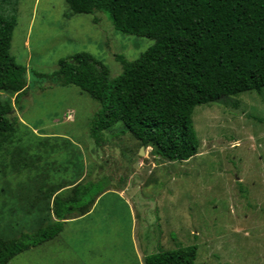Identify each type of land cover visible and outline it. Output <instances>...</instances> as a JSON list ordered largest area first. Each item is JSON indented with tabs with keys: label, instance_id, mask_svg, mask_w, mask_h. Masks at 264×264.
I'll use <instances>...</instances> for the list:
<instances>
[{
	"label": "rangeland",
	"instance_id": "1",
	"mask_svg": "<svg viewBox=\"0 0 264 264\" xmlns=\"http://www.w3.org/2000/svg\"><path fill=\"white\" fill-rule=\"evenodd\" d=\"M0 14L16 20L10 54L29 82L19 100L0 92V110L17 119L0 132V240L43 227L85 174L99 187L86 215L10 264H144L160 246H197L196 264H264V89L196 107L198 154L156 160L121 122L92 134L99 103L34 75L85 52L115 79L117 57L135 61L154 40L117 32L103 13L75 15L65 0H0Z\"/></svg>",
	"mask_w": 264,
	"mask_h": 264
},
{
	"label": "trees",
	"instance_id": "2",
	"mask_svg": "<svg viewBox=\"0 0 264 264\" xmlns=\"http://www.w3.org/2000/svg\"><path fill=\"white\" fill-rule=\"evenodd\" d=\"M65 1L75 15L103 13L117 32L155 41L135 61L117 57L122 74L115 79L85 52L62 59L51 75L34 72L51 87L75 86L99 103L91 122L94 135L121 122L142 147L152 148L156 160L189 161L200 147L192 120L196 107L264 89V0ZM15 23L0 14V92L16 93L19 100L29 82L27 68L10 54ZM12 113L0 110V132L13 130ZM98 188L74 186L69 198H55L43 227L0 240V264L57 238L69 219L89 212ZM197 252V246L173 251L160 246L144 264H196Z\"/></svg>",
	"mask_w": 264,
	"mask_h": 264
},
{
	"label": "crops",
	"instance_id": "3",
	"mask_svg": "<svg viewBox=\"0 0 264 264\" xmlns=\"http://www.w3.org/2000/svg\"><path fill=\"white\" fill-rule=\"evenodd\" d=\"M84 174V173H83ZM85 177H86V174L83 176V178L82 179H80L77 183H76V185L75 186H77L78 184H83L82 182H84V180H85ZM74 187H72V189H73ZM121 194H123V193H121ZM78 219V218H77ZM76 219H72V220H69V221H67V223L68 222H72V221H75ZM66 223V224H67Z\"/></svg>",
	"mask_w": 264,
	"mask_h": 264
}]
</instances>
